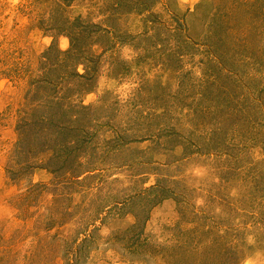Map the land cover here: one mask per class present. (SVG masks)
I'll list each match as a JSON object with an SVG mask.
<instances>
[{
    "label": "rangeland",
    "instance_id": "374dc122",
    "mask_svg": "<svg viewBox=\"0 0 264 264\" xmlns=\"http://www.w3.org/2000/svg\"><path fill=\"white\" fill-rule=\"evenodd\" d=\"M0 264H264V0H0Z\"/></svg>",
    "mask_w": 264,
    "mask_h": 264
},
{
    "label": "trees",
    "instance_id": "16d2710c",
    "mask_svg": "<svg viewBox=\"0 0 264 264\" xmlns=\"http://www.w3.org/2000/svg\"><path fill=\"white\" fill-rule=\"evenodd\" d=\"M79 43H80V41H79L78 38L72 37V48H70L66 52H63V54L64 55H74L75 53H78V51H81L80 46L78 45ZM58 51L59 50H57V52ZM49 60L50 59L48 58V61ZM76 75L78 77L85 78L84 75H79L78 73H76ZM45 84L51 85L52 82L45 81ZM83 87L84 86H80V89L83 90ZM86 89H84V91ZM67 98H71V96L70 97H66V96L63 95L61 97V95H58V94L57 95H53V96L50 95L48 102H53V103H55V105H53L52 108H50L51 114L49 115V117H43V118H40V119H36L35 121H33V123H26V124H24L21 121V123L18 125V127L20 129V134L23 135V136H26L27 135V128L28 127H35L37 129H40V130H46V129H49V127H50V130H52L53 132L54 131L55 132L57 131V133H63V134H66V133H75L76 131L79 132L81 130L84 131L85 127L78 125V122L80 121V119H82L81 115L79 117H76V118H78V121H75L76 119H73L72 118L73 119L72 120V123H70L69 121L65 120V121H60L58 123H55V125H53V120H52L53 119V116L51 117V115L52 114L54 115V113L57 110L62 109V107H63L62 106L63 101L66 100ZM68 101H69L68 102L69 103V108L79 107V110L80 111H84V113H86L87 111H89V107L86 106V105L78 104V106H77V105H74V103L72 101H70V100H68ZM66 112H67V109H65V112L63 114V116H65V117L67 116ZM20 143H22V142L20 141Z\"/></svg>",
    "mask_w": 264,
    "mask_h": 264
}]
</instances>
